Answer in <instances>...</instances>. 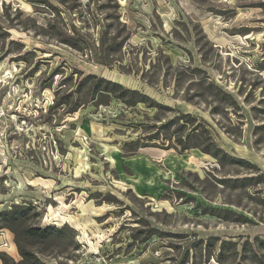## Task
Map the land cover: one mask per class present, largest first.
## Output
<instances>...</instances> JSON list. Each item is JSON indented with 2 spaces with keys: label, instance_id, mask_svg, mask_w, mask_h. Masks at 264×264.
I'll return each instance as SVG.
<instances>
[{
  "label": "rangeland",
  "instance_id": "374dc122",
  "mask_svg": "<svg viewBox=\"0 0 264 264\" xmlns=\"http://www.w3.org/2000/svg\"><path fill=\"white\" fill-rule=\"evenodd\" d=\"M48 1L0 0V211L74 230L47 264H264V0Z\"/></svg>",
  "mask_w": 264,
  "mask_h": 264
},
{
  "label": "trees",
  "instance_id": "16d2710c",
  "mask_svg": "<svg viewBox=\"0 0 264 264\" xmlns=\"http://www.w3.org/2000/svg\"><path fill=\"white\" fill-rule=\"evenodd\" d=\"M44 3L49 2L48 0H44ZM64 2V0H62ZM74 3H77V0H72ZM67 3V2H64ZM98 85L95 88H98V92H100L104 96H113L118 98L119 100H125V97L129 95H138L136 98L137 101L145 102L144 99L147 100V96L141 93L140 91H133L123 87L122 84L113 82L109 79L98 78ZM145 96V97H144ZM76 109H74L75 111ZM137 143V142H136ZM135 142L129 143L136 145ZM210 145V146H209ZM209 147L204 148V152H213V155L216 157L222 158H231L230 155L227 154L225 150H221L220 148H215L214 151ZM198 146V145H195ZM140 146H137V148ZM187 148V147H185ZM220 155V156H219ZM238 162V161H237ZM28 209L25 205H17L13 204L10 210H2L0 211V229H8L10 232L15 234V244L19 249V254L21 255V260L16 261L13 257L11 258L5 252L0 253V258L3 264H47L43 261V259L39 256V251L35 250L38 248L49 247L53 245V241H57L59 238H63L68 233L72 238L75 237V232L72 228L67 225L62 227H57L56 225H47V226H33L27 223ZM257 247L264 246V239L260 237H255ZM230 242H224L223 245H227ZM253 251H255L254 246L255 243L249 242ZM223 246V247H224ZM218 262L221 263V260L218 258Z\"/></svg>",
  "mask_w": 264,
  "mask_h": 264
},
{
  "label": "crops",
  "instance_id": "0c3cea01",
  "mask_svg": "<svg viewBox=\"0 0 264 264\" xmlns=\"http://www.w3.org/2000/svg\"><path fill=\"white\" fill-rule=\"evenodd\" d=\"M11 238H12V240H14V236H11ZM13 244V243H12ZM11 244V245H12ZM12 249H13V253H15L16 252V248H14V247H11Z\"/></svg>",
  "mask_w": 264,
  "mask_h": 264
},
{
  "label": "bare ground",
  "instance_id": "6f19581e",
  "mask_svg": "<svg viewBox=\"0 0 264 264\" xmlns=\"http://www.w3.org/2000/svg\"><path fill=\"white\" fill-rule=\"evenodd\" d=\"M125 79V78H124Z\"/></svg>",
  "mask_w": 264,
  "mask_h": 264
}]
</instances>
